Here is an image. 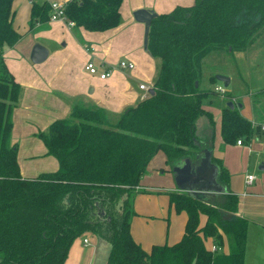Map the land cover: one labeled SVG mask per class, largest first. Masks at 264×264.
Segmentation results:
<instances>
[{"label": "trees", "instance_id": "16d2710c", "mask_svg": "<svg viewBox=\"0 0 264 264\" xmlns=\"http://www.w3.org/2000/svg\"><path fill=\"white\" fill-rule=\"evenodd\" d=\"M122 1L70 0L64 13L75 26L104 31L120 23ZM12 2L0 0V264H64L72 241L88 232L96 234L100 246L107 244L104 264H244L251 220L238 213L239 197L218 158V179L226 187L218 198L166 192L173 210L186 214L176 242L145 250L130 233V219L140 178L157 151L172 165L202 148L197 121L205 116L213 125L214 120L201 101L214 91L200 88L199 61L212 49H245L264 25V0H194L157 13L146 50L159 60L154 92L114 122L100 106L73 105L68 116L38 133L57 169L29 178L21 176L17 145L11 142V113L22 86L2 52L21 37L13 27ZM49 15L47 0H32L28 28ZM260 94L254 123L238 104L222 106L224 143L256 133L264 144V88Z\"/></svg>", "mask_w": 264, "mask_h": 264}, {"label": "crops", "instance_id": "0c3cea01", "mask_svg": "<svg viewBox=\"0 0 264 264\" xmlns=\"http://www.w3.org/2000/svg\"><path fill=\"white\" fill-rule=\"evenodd\" d=\"M31 1L13 0L12 2L13 27L20 34L21 31L31 29L28 28ZM47 1L63 2L64 0ZM193 1L123 0L120 6V23L116 27L104 31H88L81 26L49 20L52 27L47 29L44 34L48 36L53 30L56 31L53 35H56L57 38L63 37V46L47 49L48 54L45 59H51V67L39 70L35 68V65H33L34 67L29 66L28 69L31 67L29 72L31 76L28 75L27 79L17 76L18 62L15 58L17 52L14 49L18 47L19 40L12 46H3V58L7 67L15 80L22 86L20 99L11 113V142L17 145V162L22 177L29 178L40 172L57 169V159L47 153L38 133L45 130L53 120L68 116L73 105L77 103L95 104L105 109L108 119L112 114L116 120L125 108L136 104L148 94L139 89L138 85L137 89L133 88L126 75L122 73L123 70L115 68L109 76L103 79L98 75H88L84 70L88 60H92L100 71L106 67L116 66V63L122 58L132 61L134 67L136 66L134 59L139 58L138 48H141L144 25L133 18L132 12L137 8H148L156 13H161L170 10L176 4L189 5ZM21 24L23 30L20 31L18 25ZM36 24L47 25L48 22H37L34 25ZM75 27L79 29L74 31L72 28ZM63 29L66 32L62 31ZM31 49L32 45L29 48L19 45L17 51L23 58L30 55ZM128 53L133 55L134 59L127 57ZM79 68L80 73L77 74ZM127 76L133 77L130 74ZM148 86L151 87L149 84ZM248 119L252 122L254 120L253 116ZM213 132L210 139L205 138L203 130L201 133L198 132L197 137L200 138L202 148H197L193 157H185L173 162L171 167L165 162V155L161 150L157 151L149 160L146 171L139 181L138 188L141 191L133 200L135 213L130 219V233L143 249L148 250L153 244L174 243L182 235L186 214L185 212L176 213L173 210L166 192L172 190L189 192V188L192 187V191H196L198 197L210 200L218 198L225 191L226 187L218 179V167L214 162V158L220 156L223 167L229 173V187L239 197L238 213L251 220L246 240L245 264L249 232L253 235L254 230L257 229L254 223L264 226V161L261 160L257 166L262 171L259 178L262 183L253 185L257 178L255 175L252 182L245 183V176L250 173L245 172L241 174L242 185L253 186V190H242L239 181L236 183L234 179H236L235 175L243 168L233 170L232 160L227 156L228 147H225L221 154L217 151L212 142ZM245 143L248 153L252 152V147L264 151V144L256 133L251 139L243 140L242 144H237L235 141L236 148ZM207 150L210 151L209 157H205ZM184 159L190 160L191 170H188L177 182L173 168L181 166ZM214 180L223 187L222 191L211 190ZM83 238L81 242L80 239L76 242L72 241L64 264H97L100 250L99 240L96 239L94 246L87 249Z\"/></svg>", "mask_w": 264, "mask_h": 264}, {"label": "rangeland", "instance_id": "374dc122", "mask_svg": "<svg viewBox=\"0 0 264 264\" xmlns=\"http://www.w3.org/2000/svg\"><path fill=\"white\" fill-rule=\"evenodd\" d=\"M36 24L33 25L29 30H23L22 24L18 25L19 30L22 32L20 39H18V47L15 48L16 53V61L18 77L27 79L30 75L31 67L35 65L36 69H48L51 67V59H44L42 62L37 64H33L30 60L29 56L20 57V52L17 51L19 49V45H23L27 48L34 44H41L46 47L48 50L54 48H61L63 45V37L57 38L55 34L56 31L53 30L51 35H45L47 29L51 28L52 25L49 24ZM58 22V21H57ZM51 23V22H50ZM61 23V22H59ZM63 24V23H62ZM50 25V26H49ZM64 26V24H63ZM27 29V28H26ZM65 29V26H64ZM62 30L66 32V30ZM74 31H77V27L72 28ZM143 32V30H142ZM60 33V31H59ZM61 35V33H60ZM30 52V51H29ZM139 58L136 60L133 58V55L128 53L126 56L134 59L136 66L133 69H124L122 73L126 75L128 82L132 85L133 88L137 89L138 83L142 82L146 85H151L152 80L156 76L158 71L159 60L156 58H152L148 55L143 47V37L141 40V48H138ZM126 58V57H125ZM23 59V60H21ZM124 59V58H122ZM24 61V62H23ZM26 64V65H25ZM200 64V88L203 90H213L214 92H209L202 99V106L206 110H209L212 113V117L214 120V124L210 123L207 117L202 116L197 121V136L198 132L201 133V130L204 131V135L206 139H210V136L213 132L212 142L217 151L221 154L224 152L225 147L227 148V156L232 160L233 170L243 169L241 172L235 175L236 179L234 181L237 183L239 181L240 188L242 190L252 191L253 186H243L242 180L243 177L241 174L245 172L253 173L257 178L254 181L253 185L261 184L262 181L260 175L262 171H260L257 166L261 160L264 161V151L262 149H257L252 147V152L248 153V149L246 143L236 148L234 143H224L220 136L219 131V122H220V111L223 105L227 103V101H232L235 105L241 104L240 107L241 113L246 117L254 118L253 111H257L260 106L262 96L259 95V91L264 88V25L259 29V31L252 38L250 44L242 50H232L228 49H212L209 51L202 59L199 61ZM39 65V66H38ZM30 69H28V67ZM33 69V68H32ZM83 67L81 68V70ZM85 70V69H84ZM86 71V70H85ZM80 73V68L77 71V74ZM85 73H88L87 71ZM127 74L132 75L133 77L129 78ZM216 74L225 75L229 77V83L225 86L221 81H216L211 83L209 81V77L215 76ZM88 75H95L90 74ZM31 76V75H30ZM221 85L223 88V92H215L214 86ZM257 96V97H256ZM254 98V100H253ZM257 99V100H256ZM254 105V107H252ZM111 118V119H110ZM109 118V122H114L115 117L111 114ZM204 121V122H203ZM203 123V124H201ZM214 126V127H213ZM255 135L252 134L250 139ZM238 139V138H237ZM236 139V140H237ZM222 160V157H215ZM169 165V164H168ZM167 165V166H168ZM171 167V165H169ZM168 166V167H169ZM160 171V170H159ZM159 173V172H158ZM241 177V179H240ZM239 179V180H238ZM138 192L134 195L133 200ZM133 200H132V208L133 211ZM135 213V212H134ZM133 216V215H132ZM131 216V217H132ZM257 229L254 230V234L252 235L249 232L248 238V248L246 250L245 264H264V226H259L257 223ZM83 237L88 238V243H84L85 248L91 249L96 243L97 236L92 232H88L75 238V242ZM172 244V242L168 243ZM108 246H100V250L98 252L97 264L104 263L106 254H107ZM69 257V256H68ZM66 260V259H65ZM70 261V260H69Z\"/></svg>", "mask_w": 264, "mask_h": 264}, {"label": "water", "instance_id": "95a60500", "mask_svg": "<svg viewBox=\"0 0 264 264\" xmlns=\"http://www.w3.org/2000/svg\"><path fill=\"white\" fill-rule=\"evenodd\" d=\"M133 18L138 21L143 23L144 25V30H143V47L145 50H147V41H148V32H149V26L151 23V20L157 15V13L155 11H153L152 9H148V8H137L135 9L133 12ZM48 54V50L46 47H44L41 44H34L32 46V49L30 51V60L33 63H39L42 62ZM215 78L218 81H221L225 86L229 83V77L225 76V75H220V74H216ZM197 85V83H195ZM154 92V88L153 87H149L147 90L148 94H152ZM226 105H228L230 108L234 107V103L232 101H227ZM238 106L240 107L241 104H238ZM210 155V151L207 150V152L205 153V157ZM182 165L178 166L176 168H173L174 170V175L176 177V180L178 182L179 178H182L184 176L185 173L188 172V170H191V164H190V160L189 159H184L182 161ZM198 168V167H197ZM215 168V166H214ZM193 171V170H192ZM215 171V170H214ZM215 181V180H214ZM216 182V181H215ZM213 183V185L211 186V190H217V191H222L223 187L221 185H219V183ZM189 193L195 197H198V195L196 194V191H192L193 188L190 187L189 188Z\"/></svg>", "mask_w": 264, "mask_h": 264}, {"label": "built area", "instance_id": "2783aa9c", "mask_svg": "<svg viewBox=\"0 0 264 264\" xmlns=\"http://www.w3.org/2000/svg\"><path fill=\"white\" fill-rule=\"evenodd\" d=\"M67 1H70V0H64L63 2L48 1L49 5H50V15H49L48 20H50V21L57 20V21H61L63 23H66L68 25H74L72 21H70L66 18L65 13H64V6H65V3ZM77 1H79V0H77ZM133 67H134V63L132 61L121 59L116 63V66L106 67L102 71H100L98 69L97 65L92 60H88L84 66V69L88 73L98 75L99 78L103 79V78L109 76L115 68L120 69V70H124V69H132ZM149 87L150 86H148L142 82L138 84V88L141 90H144L146 92H147ZM214 90L217 92H220V93L223 92L222 86L218 85V84L214 86ZM242 142H243V140L241 138H238L236 140L237 144H242ZM253 180H254V174L248 173L245 176V183H250ZM87 242H88V239L86 237H84L83 243H87ZM216 248H217L216 245L211 244L212 250H215Z\"/></svg>", "mask_w": 264, "mask_h": 264}]
</instances>
